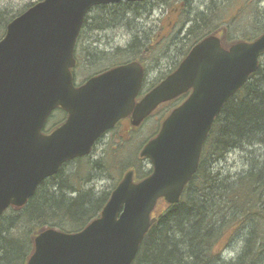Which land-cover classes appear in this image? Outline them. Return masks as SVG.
<instances>
[{"label": "water", "instance_id": "obj_1", "mask_svg": "<svg viewBox=\"0 0 264 264\" xmlns=\"http://www.w3.org/2000/svg\"><path fill=\"white\" fill-rule=\"evenodd\" d=\"M124 1L147 0H43L16 17L0 41V219L10 207L27 205L65 163L91 154L121 120L130 117L139 127L158 107L191 92L140 153L151 175L135 182L128 171L100 217L81 232L40 231L27 264H133L158 221V204L180 202L216 118L259 69L264 34L226 48L218 33L199 42L139 102L145 78L139 62L76 87L75 48L87 15ZM58 108L67 120L45 135Z\"/></svg>", "mask_w": 264, "mask_h": 264}, {"label": "trees", "instance_id": "obj_2", "mask_svg": "<svg viewBox=\"0 0 264 264\" xmlns=\"http://www.w3.org/2000/svg\"><path fill=\"white\" fill-rule=\"evenodd\" d=\"M41 1L30 3L18 15ZM184 2L186 0H178L173 12L182 11ZM140 4L121 2L95 8L93 11L99 10L100 13L96 15L92 11L86 17L78 45L92 30L113 28L120 25L117 23L123 27L134 25L135 8ZM4 14H0V25L4 29L0 30V41L5 36L7 25L16 17L5 23ZM178 24L182 27L177 33L168 36H162L160 30L141 33L132 37L124 49L102 54L98 60H109L111 65L108 68L138 61L148 73L147 66L152 64L158 46L170 37L172 44L180 48L181 58L173 63V68L161 78L160 83L196 44L210 35L221 34L223 45L228 47L239 41L255 40L264 34V0H205L200 11H194ZM81 57L83 63L91 64L89 50ZM76 58L78 69L81 67L78 48ZM146 83L147 79V86ZM167 110L169 107H164L157 114L164 118ZM125 140H109L103 156L106 158L109 152L117 154L119 146L127 142ZM233 152L241 153L240 161L245 166L240 173L226 174L217 166ZM105 158L97 165L88 159L75 161L58 176L43 182L27 205L11 207L4 213L0 219V264H27L34 252V239L41 230L53 228L77 232L99 217L121 179L112 191L101 196L92 190L76 191L88 174L79 177L78 167L71 166L87 162V166H96L97 170L105 172L110 168V161L106 162ZM135 160L134 164L141 169L138 178L147 177L152 170L143 173V160L138 155ZM66 171L71 175L69 178L75 180L70 189L73 194L66 192L69 187L62 182ZM21 234L28 236L27 241L21 239ZM237 238L241 243L238 257L225 263L222 254L229 242L232 244ZM133 264H264V55L258 71L216 118L205 143L199 169L181 201L173 206L163 202L159 204L158 221L147 234Z\"/></svg>", "mask_w": 264, "mask_h": 264}, {"label": "rangeland", "instance_id": "obj_3", "mask_svg": "<svg viewBox=\"0 0 264 264\" xmlns=\"http://www.w3.org/2000/svg\"><path fill=\"white\" fill-rule=\"evenodd\" d=\"M36 1L37 0H0V14L3 12L5 13L3 21L5 23H7V21L9 22L13 17L22 12L27 5L35 3ZM204 1L205 0H186V2H184L186 3V8L183 6L185 9L183 8L180 12H173L178 0H158L151 4H143V2L140 6L135 8L134 14L136 18L134 21L136 22L134 25L123 27L121 23H117V25H120L113 28L96 29L87 32V35L84 36L83 41H81V45L79 44L80 47L78 45L81 67L75 72V80L77 81V84H82L96 72L110 67L111 62H109V60L102 62L101 60H98V57H101L102 54L111 53L119 48L124 49L132 37L138 36L139 34L141 35V33L143 35L148 31L153 32V30H160L162 36L177 33L179 29H181L180 27H182L178 24L179 20L184 22L185 18H188L191 13L194 11H200ZM98 13H100L99 10L93 11V14L97 15ZM1 29L3 28L0 25V30ZM180 37H182V35H180ZM86 50H89L90 52V65L83 63L81 57ZM180 58V48L174 46L171 38L168 37V40L161 43L155 51L151 61L152 64L147 66V86L145 89L148 90L150 87L157 84L161 78L173 68V63L179 61ZM52 117L54 119H51L50 117L46 127H48L49 124L51 125L52 121L55 123L61 121L63 119V114L57 112ZM162 118L163 117H161L160 114L155 115V117L146 122L139 131L129 135V138H131L130 141L124 145H120L117 154L109 152L105 158L106 162L107 160L110 161L109 170L103 172L97 170L96 166L91 168L90 166H87V162H81L80 164L71 166L72 168L78 167L76 172L79 177L85 173L88 174L85 180L82 181L81 187L76 188V191H80L79 189L84 191L92 190L95 195L101 196L104 193L112 191L117 182L121 179L123 173L129 168L135 169L136 174L138 175L141 169L134 164L136 162L135 159L137 158L138 151H140L142 146L157 133L160 121L164 119ZM104 148H100L99 152H102ZM119 160H121V163ZM240 160L241 153L233 152L232 154H229L223 162L217 166V168L221 169L226 174L228 172L232 174L240 173L245 166H243V163ZM143 168V173H149L151 169L150 164L145 161H143L142 169ZM65 174L66 175L62 178L63 185L69 187L68 191H66L67 193L73 194V191H70V189L73 187L72 184L75 180L74 178H69L71 175H67L68 171H66ZM7 218L5 219L6 221ZM19 236L24 241H27L28 236L26 234H21ZM229 244L227 245L225 252L222 254V256H224L222 259L225 263H230L237 259V252L241 246L239 238L235 239L232 244Z\"/></svg>", "mask_w": 264, "mask_h": 264}, {"label": "flooded vegetation", "instance_id": "obj_4", "mask_svg": "<svg viewBox=\"0 0 264 264\" xmlns=\"http://www.w3.org/2000/svg\"><path fill=\"white\" fill-rule=\"evenodd\" d=\"M82 84H84V83H82ZM82 84H80V85H82ZM80 85H78L77 84V86H80ZM151 90V89H150ZM150 90H148L146 93H148ZM190 95H191V92H188V93H186V94H184L183 96H181L180 98H178V99H175V100H173V101H171V102H169V103H167V104H165L164 105V107H165V109H167V107H169V110H167V112L165 113V118L164 119H166L168 116H169V114L175 109V108H178L179 106H181L184 102H186L187 100H188V98L190 97ZM145 96V94L144 93H141L140 95H139V98L137 99V101H139V100H141L142 99V97H144ZM164 107L162 108V109H164ZM162 109H160V110H162ZM67 118V117H66ZM64 121L65 120H63V122L62 123H64ZM61 123V124H62ZM60 124V125H61ZM60 125H58V126H60ZM57 126V127H58ZM161 126V125H160ZM56 126H55V128H57ZM55 128H46L45 130H44V134L45 135H47V134H49L50 132H51V130H54ZM139 128L140 127H134L133 125H132V121H131V118L130 117H128V118H126V119H123V120H121L120 122H118L116 125H115V127L113 128V129H111V130H109L108 132H107V134H105L97 143H96V145L94 146V148H93V152H92V154L89 156V157H86V158H84V159H88V160H90L91 162H93L95 165H97V164H99L101 161H102V159H104L105 157L103 156L104 155V150H105V148L107 147V144L109 143V140L110 141H114V142H119V141H122V140H125V139H129V135L130 134H132V133H134V132H136V131H138L139 130ZM127 139V140H128ZM127 140H125V141H127ZM108 142V143H107ZM126 143H128V141L126 142ZM125 143V144H126ZM123 145V144H122ZM102 146V147H101ZM105 147V148H104ZM100 148H104L103 150H102V152H99L100 151ZM98 151V152H97ZM77 161V160H76ZM75 163V161H72V162H69V163H65L63 166H62V168H61V170H60V172L57 174V176L67 167V166H69V165H72V164H74ZM107 204V203H106ZM104 209V208H103ZM103 211V210H102ZM102 211H101V213H102ZM101 213H100V215H101ZM100 215H99V217H100ZM98 217V218H99ZM98 218H96V219H98ZM95 219V220H96ZM88 226V225H87ZM86 226V227H87ZM86 227H84L82 230H84ZM82 230H80V231H77V232H66V233H68V234H75V233H79V232H81ZM60 231V230H59Z\"/></svg>", "mask_w": 264, "mask_h": 264}]
</instances>
